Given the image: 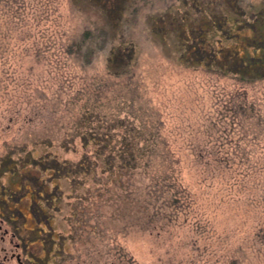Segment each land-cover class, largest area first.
<instances>
[{"label": "rangeland", "instance_id": "obj_1", "mask_svg": "<svg viewBox=\"0 0 264 264\" xmlns=\"http://www.w3.org/2000/svg\"><path fill=\"white\" fill-rule=\"evenodd\" d=\"M181 2L0 3V262L4 247L9 255L20 252L23 264H264V78L244 81L180 61L174 31H153L151 16L166 7L173 11V6H181L174 8L180 12L185 9ZM124 5L125 26L116 30L114 21ZM100 26L122 30L135 42L134 76L108 78L107 87L118 96L117 110L123 116L130 110L143 120L148 115L151 124L159 118L148 128L161 133L181 159L173 166L179 193L171 195L173 204L163 206L168 217L156 216L149 224L146 217L139 219L142 208L123 202L115 181L100 180L101 166L93 174H79L75 183L64 176L56 181L47 170V189L35 202L32 193L37 191L12 181L5 165L10 152L16 157L33 148L36 156L53 150L59 161H79L84 149L79 141L62 148L53 136L71 129L68 118L63 119L64 105L56 113L51 107L57 108L59 96L65 100L73 94V83L78 87L106 73L108 46L85 67L64 53L68 37L88 27L97 33ZM238 99L247 103V111L233 119L225 103ZM47 132L54 141L39 142ZM28 168L36 167L30 163ZM135 179L142 188L148 184L143 173ZM98 187H108L101 191L100 206ZM16 243L21 247L15 248ZM5 264L18 261L13 257Z\"/></svg>", "mask_w": 264, "mask_h": 264}, {"label": "trees", "instance_id": "obj_2", "mask_svg": "<svg viewBox=\"0 0 264 264\" xmlns=\"http://www.w3.org/2000/svg\"><path fill=\"white\" fill-rule=\"evenodd\" d=\"M0 3L4 6L9 5L8 0H0ZM181 5L185 9L180 12L174 8L177 7L180 10L181 6H173V11L171 7H166L151 16L153 31L167 32L168 29L174 31L172 38L178 43L180 61L224 75H234L244 81L264 78V0H255L246 4L244 0H207L205 2L184 0ZM126 7V5L123 6V12L119 11L120 19L114 21L116 30L118 27L125 26L122 16L124 10L128 8ZM65 43L64 53L68 57H75L81 67L93 62L99 50L105 46L109 47L105 58L104 76L90 77L78 87L73 83V87L69 86L73 94L65 100L59 96L54 104L57 108L51 107L52 112L56 113L62 110L60 105H64L63 119L68 118L71 129L58 131L56 135L47 132L40 136L39 140L42 143H52L55 136L62 148H69L70 145L73 146L79 141L84 148L83 154L79 161H59L60 155L53 150L38 156L33 153L36 151L35 148L16 157H13V153L10 152L4 158H6L5 165L10 166L11 180L20 181L28 191L36 190V193H32V198L36 202L38 198L42 199L44 192L42 190L47 189L43 177L46 172L49 171V175H52L56 181L62 176L73 177L75 183L79 174H93V170L101 166L100 180L104 184L110 180L115 181L124 192L123 202H134L137 204L135 206L142 208L143 212L139 219L146 217V222L149 224L156 219V216L168 217L165 212L163 213V206L173 204L171 195L176 196V193H179L178 174L173 166L180 163V155L168 146V140L162 137L153 126L148 128L149 125H155L154 121L156 122L159 118L153 119L151 124L148 115L146 120L135 117L130 110L129 113H125V116L121 115V112L117 110L118 96L115 91L110 92L109 86L107 87L112 78L131 79L134 76L135 42L132 38L125 37L122 30L118 32L107 26H100L97 33L88 27L79 36L70 39L68 37ZM1 79L0 77V84H2ZM42 94H45L44 90ZM119 95L122 97L124 93ZM134 96V94L129 96L126 94L125 98L133 100ZM238 101L235 103L233 100H227L225 103V111L233 119L244 116L242 112L246 114L247 111V103L240 99ZM35 158L38 161H31ZM19 162L21 167H18ZM30 163L36 168L25 169V166ZM165 166L167 169H164ZM38 167L40 168L37 169ZM142 173L148 177L145 188H142L141 184L135 185L137 183L135 176ZM59 187L60 182H57L56 188ZM7 189L12 191L13 188ZM107 189L108 187L96 189L97 206L102 204L101 197L104 193L101 191L106 192ZM136 191H138L137 194H135ZM164 196L168 198L158 203L157 201ZM38 205L43 211L44 207L40 203ZM149 207L152 208V212H149ZM45 218L50 222L49 216ZM121 253L123 256L126 255L124 251Z\"/></svg>", "mask_w": 264, "mask_h": 264}, {"label": "flooded vegetation", "instance_id": "obj_3", "mask_svg": "<svg viewBox=\"0 0 264 264\" xmlns=\"http://www.w3.org/2000/svg\"><path fill=\"white\" fill-rule=\"evenodd\" d=\"M1 228H2V224L0 223V230H1ZM7 232L8 231L5 230L4 231V234H6ZM0 238H1V240H3L4 239V236L1 235ZM19 247H21V244L20 243H16L15 244V248L18 249ZM2 251H3V260L0 262L1 264H5V261H7V260H9V259H11L13 257L16 258V260L18 261V264H23V260L21 258V253L20 252H14V251H12L10 253V255H9L7 248H4V247L2 248Z\"/></svg>", "mask_w": 264, "mask_h": 264}]
</instances>
